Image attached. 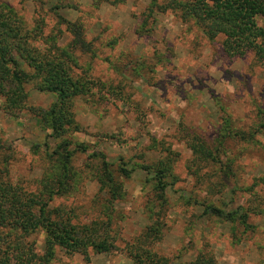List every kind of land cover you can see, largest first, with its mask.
Instances as JSON below:
<instances>
[{"label": "rangeland", "instance_id": "1", "mask_svg": "<svg viewBox=\"0 0 264 264\" xmlns=\"http://www.w3.org/2000/svg\"><path fill=\"white\" fill-rule=\"evenodd\" d=\"M168 1L0 0L28 29L39 25L42 37L53 38L59 48L70 51L76 34L84 44L71 49L73 78L91 82L89 91L73 103L76 131L63 139L51 137L36 114L49 110L56 97L39 92L34 83L26 86L25 110L10 115L0 99L4 180L36 192L46 154L65 140L82 183L75 195L55 198L52 206L71 210L74 224L107 223L103 208L112 210L109 253L88 250L86 257L56 248L50 264H132L129 246L149 224L146 204L154 182L145 168L168 153L174 161L162 238L151 250L173 264L200 254L213 256L217 264H264L262 70L251 57L229 59L219 39L211 42L191 23L159 9ZM255 130L251 143L235 137ZM225 132L231 136L224 138ZM190 144L220 146L222 166L207 185L189 173ZM103 160L113 166L119 194L110 205L92 177ZM119 167L130 176L118 173ZM213 169H202L199 175H210ZM220 179L222 185L210 190ZM195 201L226 213L249 209L247 222L253 230L239 226L233 233L230 224L204 216ZM30 241L42 253L44 234L38 232Z\"/></svg>", "mask_w": 264, "mask_h": 264}, {"label": "trees", "instance_id": "2", "mask_svg": "<svg viewBox=\"0 0 264 264\" xmlns=\"http://www.w3.org/2000/svg\"><path fill=\"white\" fill-rule=\"evenodd\" d=\"M124 2L125 0H115ZM161 7L163 12L171 11L184 23H191L207 40L219 39L222 53L229 59L251 57L252 62L262 70L264 81V0H169ZM72 46L84 45L79 39ZM45 42L43 43L42 42ZM67 49L57 46L51 37H42L37 25L28 29L16 11L6 4H0V99L8 114L25 110L28 93L26 86L34 83L39 92H48L56 97L55 103L47 111H39L36 117L51 131L55 140L63 139L70 131L79 127L74 120V100L89 91L91 82L74 79L72 71L76 67L75 57ZM224 138L230 137L225 132ZM257 130L239 133L238 140L251 143ZM234 138V137H233ZM65 141V140H64ZM62 142L51 153L46 154L45 170L37 191L28 192L0 176V264H50L55 257V249L66 254H82L88 250L96 254L109 253L112 249L109 228L111 212L104 206L107 223L74 224L71 210L52 206L55 198L73 196L79 191L82 175L71 166L73 152L69 143ZM192 159L189 173L199 183L208 184L216 178L214 171L220 162V146L209 148L202 144H190ZM173 155L145 168L153 174L152 195L146 204L149 224L138 239L128 249L132 264H173L151 250L160 241L164 226L163 210L167 204V179L172 175ZM112 165L101 161L92 171L98 190L105 195L108 203L119 199ZM213 169L212 174L200 176L202 169ZM226 171H229L227 168ZM231 171V170H230ZM225 172V171H224ZM118 173L129 177L130 172L119 167ZM232 174V173H231ZM223 180L209 188L220 187ZM203 208L206 217H214L230 224L232 232L239 226L245 231L253 228L248 224L251 210L238 208L225 212L213 204L195 201ZM156 210V211H155ZM38 232L44 234L42 253H38L30 238ZM183 264H217L213 256L200 254Z\"/></svg>", "mask_w": 264, "mask_h": 264}]
</instances>
